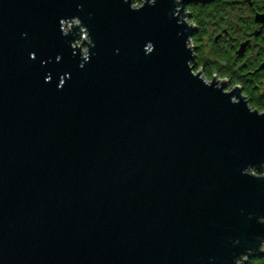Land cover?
<instances>
[{
	"label": "water",
	"instance_id": "water-1",
	"mask_svg": "<svg viewBox=\"0 0 264 264\" xmlns=\"http://www.w3.org/2000/svg\"><path fill=\"white\" fill-rule=\"evenodd\" d=\"M133 1L0 0V264L264 254V111L194 72L204 0Z\"/></svg>",
	"mask_w": 264,
	"mask_h": 264
},
{
	"label": "flooded vegetation",
	"instance_id": "flooded-vegetation-1",
	"mask_svg": "<svg viewBox=\"0 0 264 264\" xmlns=\"http://www.w3.org/2000/svg\"><path fill=\"white\" fill-rule=\"evenodd\" d=\"M205 57L264 94V0H204L186 7Z\"/></svg>",
	"mask_w": 264,
	"mask_h": 264
},
{
	"label": "trees",
	"instance_id": "trees-1",
	"mask_svg": "<svg viewBox=\"0 0 264 264\" xmlns=\"http://www.w3.org/2000/svg\"><path fill=\"white\" fill-rule=\"evenodd\" d=\"M142 0H134V4H139ZM190 23L192 21L189 20ZM191 44L194 49V59L191 65L194 66V72L202 70L203 77L210 81L213 76L217 78L226 79L229 81V88L235 85H245V82L240 79L239 74L232 73L224 65L215 62L209 57H205L201 48L200 38H191ZM244 96L252 109L264 111V94L261 95L254 87H244ZM254 173L257 174L255 170ZM246 264H264V254L260 257H253L248 260Z\"/></svg>",
	"mask_w": 264,
	"mask_h": 264
},
{
	"label": "clouds",
	"instance_id": "clouds-1",
	"mask_svg": "<svg viewBox=\"0 0 264 264\" xmlns=\"http://www.w3.org/2000/svg\"><path fill=\"white\" fill-rule=\"evenodd\" d=\"M125 2L127 3L128 0H125ZM65 21H68V20H62V21L60 22V28L62 29V31H63L64 33H67V32L69 31L68 28H63V27H62V25H64ZM70 21H73L74 23H81L80 19H79V18H75V17L72 18ZM70 27H71V25H69V28H70ZM117 51H118V50H117ZM152 51H153L152 46L149 45V47H148L147 51H145V53H146V54H150ZM29 55H30V57L32 56L31 53H30ZM88 58H89V51H88L87 53L84 54V56H83L82 59H83L84 61H87ZM59 59H60V57L57 56V60H59ZM81 67H83V64H81ZM46 80H47V77H46ZM63 82H64L63 79H61L60 83L63 84ZM251 167H253V166H248V167L244 168V169L242 170V174H246V175H248V170H249ZM249 176H250V175H249ZM251 177H252V176H251ZM258 222H259V223H264V217H259V218H258ZM260 245H264V239L261 240Z\"/></svg>",
	"mask_w": 264,
	"mask_h": 264
},
{
	"label": "built area",
	"instance_id": "built-area-1",
	"mask_svg": "<svg viewBox=\"0 0 264 264\" xmlns=\"http://www.w3.org/2000/svg\"><path fill=\"white\" fill-rule=\"evenodd\" d=\"M80 42H78V44H79Z\"/></svg>",
	"mask_w": 264,
	"mask_h": 264
},
{
	"label": "rangeland",
	"instance_id": "rangeland-1",
	"mask_svg": "<svg viewBox=\"0 0 264 264\" xmlns=\"http://www.w3.org/2000/svg\"><path fill=\"white\" fill-rule=\"evenodd\" d=\"M221 79V78H220Z\"/></svg>",
	"mask_w": 264,
	"mask_h": 264
}]
</instances>
